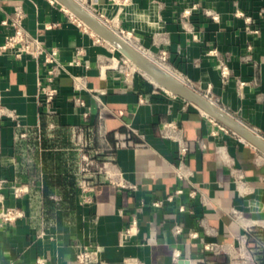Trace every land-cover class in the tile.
<instances>
[{"label": "crops", "instance_id": "crops-1", "mask_svg": "<svg viewBox=\"0 0 264 264\" xmlns=\"http://www.w3.org/2000/svg\"><path fill=\"white\" fill-rule=\"evenodd\" d=\"M79 1L110 25L134 31L151 49L167 50L188 84L264 136V0ZM18 11L31 36L58 48L60 93L57 112L46 113L38 86L46 75L43 59L0 56L2 102L15 115L0 117V195L23 211L14 222L0 220V264H38V258L79 264L77 241L100 244L107 264H178L181 258L261 264L264 153L143 73L127 78L119 51L58 1L0 0V45L11 31L3 21ZM75 77L86 88L77 91ZM79 92L84 106L74 101ZM165 120L179 122L178 138L190 147L189 179L176 176L180 142L162 136ZM129 127L137 130L133 145L116 150L112 160L116 135ZM79 141L98 151L115 178L136 188L117 187L100 174L95 204L81 206ZM14 186L27 191L18 198ZM177 188L184 193L166 201ZM155 200L165 203L155 208ZM134 218L137 232L125 239ZM204 244L217 245L219 253L205 251Z\"/></svg>", "mask_w": 264, "mask_h": 264}, {"label": "built area", "instance_id": "built-area-1", "mask_svg": "<svg viewBox=\"0 0 264 264\" xmlns=\"http://www.w3.org/2000/svg\"><path fill=\"white\" fill-rule=\"evenodd\" d=\"M51 2H57L56 0H51ZM195 4L192 6L194 8ZM191 8L185 11V14L190 13ZM72 14V13H71ZM71 16L74 17L72 14ZM99 17V16H98ZM216 17V16H214ZM24 13L18 11L16 15L11 18V20H4L3 24L9 26L11 31L5 36L4 42L0 45V56L3 54L14 55L15 58H22L25 55L31 54L38 59L42 58V63L47 66L46 75L44 79H39V101L43 110L48 114H54L57 112L56 102L59 96V88L56 86V78L60 72V59L59 50L57 47H47L45 44L40 42L37 38L31 36L28 30L23 24ZM76 18V17H75ZM102 19L101 17H99ZM103 20V19H102ZM111 28H113L122 37L126 38L135 48L141 51L144 55L150 57L157 64L169 69L175 76L181 80L188 83L182 74L170 61L169 52L167 50L155 51L150 47L143 44L139 36L135 34L132 30H127L119 25L116 27L110 25L108 22L103 20ZM81 24L82 22L79 21ZM121 65L119 69L124 72L127 78L132 77L133 73L140 72L138 68L127 58L121 57ZM77 62L79 60L77 59ZM223 71L226 73L227 65L223 64ZM80 77H75L74 87L77 91L82 90L85 87L84 82ZM88 91L93 93L94 96L102 93L101 90H96L93 88H87ZM208 96V95H207ZM209 97V96H208ZM210 98V97H209ZM74 101L79 106H84L86 104L85 99L81 96L80 92L74 96ZM84 115H88V112H84ZM9 116L15 117L13 112H10L7 107L2 102V94L0 92V117ZM210 117V116H209ZM212 122L217 124L222 130L229 132L231 131L225 125L217 121L216 119L210 117ZM181 129V125L176 120H165L161 124V134L165 138H178V132ZM133 133H137V130L133 127H129V130L125 133H118L116 135V144L114 152L112 153L111 159H115V151L121 148L132 146V136ZM179 156L177 159V165L175 166L176 176L180 179H189L192 174L188 171L185 165V157L190 151V147L180 141ZM76 149L78 151V184H77V196L78 202L81 206H90L96 202V188L97 184L95 178L97 175L105 174L104 177L107 178L112 184L117 187L122 188H136L135 184H128L123 180L117 179L114 175L107 169L106 162H100L97 158L98 151L91 152L89 150V145L87 142L79 141L76 142ZM14 194L16 197H21L26 191V186H14ZM184 193L183 188H177L174 193L168 195L166 201H172L175 195H180ZM197 194V188L192 187L188 192L190 197H195ZM0 220L2 222L11 223L14 222L19 217L23 216V211L15 206H8L4 203V197L0 195ZM165 203V200H155L152 202L153 207H161ZM180 210H185V206H180ZM138 222L134 218L130 225L124 230L123 236L128 239L130 236L137 232ZM182 227L180 224H176L174 231L176 234L182 232ZM44 237V233L39 234ZM75 250V260L79 264H107L102 257L103 247L95 242H80L77 241L73 244ZM204 249L207 252L219 253L220 248L215 244H204ZM175 258L180 257L179 252H175ZM38 264H44V258H38ZM9 264H18L16 262H10Z\"/></svg>", "mask_w": 264, "mask_h": 264}, {"label": "water", "instance_id": "water-1", "mask_svg": "<svg viewBox=\"0 0 264 264\" xmlns=\"http://www.w3.org/2000/svg\"><path fill=\"white\" fill-rule=\"evenodd\" d=\"M57 1L91 29L99 38L105 40L125 55L145 76L159 87L196 105L205 114L216 119L264 153L263 135L243 123L206 94L158 67L129 41L85 7L79 0ZM178 264H191V260L181 258Z\"/></svg>", "mask_w": 264, "mask_h": 264}, {"label": "bare ground", "instance_id": "bare-ground-1", "mask_svg": "<svg viewBox=\"0 0 264 264\" xmlns=\"http://www.w3.org/2000/svg\"><path fill=\"white\" fill-rule=\"evenodd\" d=\"M126 39V38H125ZM127 40V39H126ZM128 41V40H127ZM146 56V55H145ZM149 60H151L153 63H155L158 67H160L161 69H163L165 72H167L168 74H171L173 76H175L169 69L157 64L156 62H154L150 57L146 56ZM177 77V76H175ZM178 78V77H177Z\"/></svg>", "mask_w": 264, "mask_h": 264}, {"label": "rangeland", "instance_id": "rangeland-1", "mask_svg": "<svg viewBox=\"0 0 264 264\" xmlns=\"http://www.w3.org/2000/svg\"><path fill=\"white\" fill-rule=\"evenodd\" d=\"M118 51V50H117ZM119 54H120V56L121 57H124L125 55H123L120 51H119ZM139 70V69H138ZM141 72V71H140ZM142 73V72H141ZM156 84V83H155ZM156 86H158L157 84H156ZM159 87V86H158ZM161 88V87H160ZM164 90V89H163ZM166 92H167V90H166ZM169 92V91H168Z\"/></svg>", "mask_w": 264, "mask_h": 264}, {"label": "trees", "instance_id": "trees-1", "mask_svg": "<svg viewBox=\"0 0 264 264\" xmlns=\"http://www.w3.org/2000/svg\"><path fill=\"white\" fill-rule=\"evenodd\" d=\"M260 261H261V264H264V258H260Z\"/></svg>", "mask_w": 264, "mask_h": 264}]
</instances>
